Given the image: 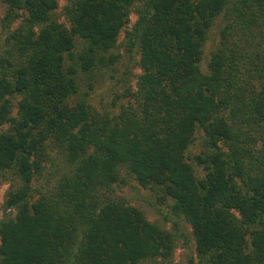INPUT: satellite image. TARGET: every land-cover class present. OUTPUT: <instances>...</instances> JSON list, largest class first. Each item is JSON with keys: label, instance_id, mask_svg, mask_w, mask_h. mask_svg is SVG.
<instances>
[{"label": "trees", "instance_id": "trees-1", "mask_svg": "<svg viewBox=\"0 0 264 264\" xmlns=\"http://www.w3.org/2000/svg\"><path fill=\"white\" fill-rule=\"evenodd\" d=\"M6 2L43 27L15 38L17 63L0 58V127L11 122L0 130V173L27 184L48 141L74 167L51 195L0 221V264H175L171 232L134 206L96 199L118 163L173 200L198 264H264V0H68V29L50 19L57 0ZM135 4L137 105L100 114L80 75L114 61L105 53ZM219 15L203 72L201 45ZM74 38L83 43L76 52ZM12 93L20 95L14 119L3 99ZM197 128L201 178L183 155Z\"/></svg>", "mask_w": 264, "mask_h": 264}, {"label": "rangeland", "instance_id": "rangeland-1", "mask_svg": "<svg viewBox=\"0 0 264 264\" xmlns=\"http://www.w3.org/2000/svg\"><path fill=\"white\" fill-rule=\"evenodd\" d=\"M67 5L68 0H57V5L50 14V19L66 29L69 28L65 16ZM136 8L137 4L130 8L127 20L116 35L114 45L108 53H105V56L109 53L114 55V61L106 65H97L91 73L80 75L81 92H87L88 103L100 114L115 115L123 107L128 106L132 109L137 105L134 94L136 77L140 72L139 52L136 44L129 38V32L137 16ZM224 21L225 18L219 15L205 33L198 63L203 72L207 71L209 55L217 46L218 31ZM42 27L43 25H29L25 21L24 11L10 8L6 0H0V58L7 56L10 61L17 63L19 60L15 55V48L12 49L15 38L26 37L29 29L33 32V36L38 35ZM74 42L73 50L76 52L81 49L83 43L78 38H74ZM7 50L12 51L10 55L6 52ZM2 66L7 67L6 64ZM10 70L11 68H7L6 72L9 73ZM3 99L8 102V116L12 119L16 118L20 95L12 93L5 95ZM10 123L8 121L2 124L0 130L7 129ZM203 149L202 132L197 128L183 154L196 178H201L204 174L202 164H198L195 160V156ZM45 151L48 155L47 159L39 162L38 173L33 174L27 184L23 183L12 170L0 173V221L7 218L13 220L18 205L26 204L29 207L42 194L51 195L57 182L72 171L73 164L67 161L61 150L51 141L46 142ZM115 168L116 180L108 185L95 188L93 193L96 199L100 202L107 199L122 201L136 207L146 220L173 234L174 248L170 257L172 263L198 264L192 230L183 217L172 210L173 200L157 186H141L124 163H118ZM12 196H21V198L10 202ZM143 264L151 263L145 261Z\"/></svg>", "mask_w": 264, "mask_h": 264}]
</instances>
